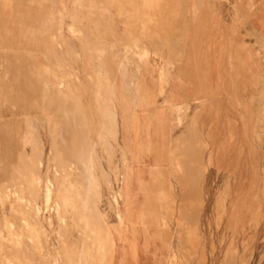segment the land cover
<instances>
[{
    "label": "rangeland",
    "instance_id": "rangeland-1",
    "mask_svg": "<svg viewBox=\"0 0 264 264\" xmlns=\"http://www.w3.org/2000/svg\"><path fill=\"white\" fill-rule=\"evenodd\" d=\"M98 5L0 0L1 264H91L99 240L94 264L112 259L127 170L117 111L149 52L140 34L105 33ZM212 173L198 178L191 225L180 210L124 220L128 236L150 238V264H264V161Z\"/></svg>",
    "mask_w": 264,
    "mask_h": 264
},
{
    "label": "crops",
    "instance_id": "crops-1",
    "mask_svg": "<svg viewBox=\"0 0 264 264\" xmlns=\"http://www.w3.org/2000/svg\"><path fill=\"white\" fill-rule=\"evenodd\" d=\"M95 2L105 33L140 34L149 52L117 111L127 170L109 264H150V238L128 236L124 220L180 210L191 225L214 162L264 161V0Z\"/></svg>",
    "mask_w": 264,
    "mask_h": 264
},
{
    "label": "bare ground",
    "instance_id": "bare-ground-1",
    "mask_svg": "<svg viewBox=\"0 0 264 264\" xmlns=\"http://www.w3.org/2000/svg\"><path fill=\"white\" fill-rule=\"evenodd\" d=\"M1 30V29H0ZM51 59V58H50ZM36 90V89H35ZM48 92V91H47ZM38 93H40V92H38ZM38 93H37V95H38ZM40 96V95H39ZM72 115V114H71ZM68 118H70V116H68ZM73 120V119H72ZM72 123V122H71ZM68 127V126H67ZM66 129V128H65ZM64 129V130H65ZM65 134L67 133V132H64ZM72 133V132H71ZM70 133V134H71ZM59 134H62V133H59ZM75 134V133H74ZM80 134V133H79ZM36 136V135H35ZM59 136V135H58ZM64 137V136H63ZM68 139V138H67ZM81 142V141H80ZM35 143V142H34ZM38 146V145H37ZM42 152V151H41ZM41 154V153H40ZM24 160V159H23ZM15 161V160H14ZM47 161V160H46ZM71 163V162H70ZM23 168V167H22ZM27 174V173H26ZM91 177V176H90ZM20 183V182H19ZM66 184V183H65ZM2 186V185H1ZM47 187V186H46ZM1 190V189H0ZM4 190V189H3ZM9 190V189H8ZM51 191V190H50ZM35 194V193H34ZM22 196V195H21ZM23 198V197H22ZM33 206V205H32ZM58 207V206H57ZM86 216V215H85ZM90 216H93V215H90ZM91 220H92V217H91ZM89 223L90 222H88V220L86 221V223H85V225H86V234H88L89 236H90V238H98V239H100V236L97 234V233H95V229H94V227H90V225H89ZM28 224V223H27ZM89 225V226H88ZM29 226V225H28ZM100 231V230H99ZM184 231V230H183ZM102 232V231H101ZM95 235H98V237H96ZM107 237H109V235L107 234ZM105 240V239H104ZM24 241H26V240H24ZM107 242V241H106ZM112 245V248H113V243H112V240H111V243H110V246ZM91 249L94 251V253H95V255H96V259H95V261L94 262H96V260H98L99 261V258L97 257V255L99 256V255H101V253H102V251H103V249H104V247L102 246V244H101V242H100V240H99V242L96 244V245H94V244H91ZM5 250V249H4ZM113 250V249H112ZM112 250H110V251H112ZM5 252H7V251H5ZM5 254H7V253H5ZM93 256V255H92ZM9 259V258H8ZM76 259V258H75ZM94 260V259H93ZM93 262V261H92ZM94 262L93 263H91V264H94ZM1 264V263H0Z\"/></svg>",
    "mask_w": 264,
    "mask_h": 264
}]
</instances>
